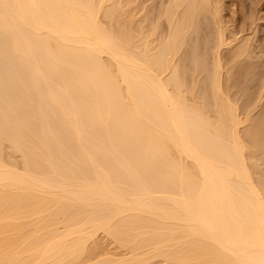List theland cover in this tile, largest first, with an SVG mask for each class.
Returning a JSON list of instances; mask_svg holds the SVG:
<instances>
[{
    "label": "bare ground",
    "instance_id": "obj_1",
    "mask_svg": "<svg viewBox=\"0 0 264 264\" xmlns=\"http://www.w3.org/2000/svg\"><path fill=\"white\" fill-rule=\"evenodd\" d=\"M148 1L0 9V264H264L252 43L222 55L219 0Z\"/></svg>",
    "mask_w": 264,
    "mask_h": 264
},
{
    "label": "rangeland",
    "instance_id": "obj_2",
    "mask_svg": "<svg viewBox=\"0 0 264 264\" xmlns=\"http://www.w3.org/2000/svg\"><path fill=\"white\" fill-rule=\"evenodd\" d=\"M151 1V0H150ZM150 1H148V4H150ZM161 1L162 0H153L151 3L153 4L152 5V7L154 6V5H156V11H153L155 14H156V12L158 11V10H160V4H161ZM166 1V0H165ZM167 2V1H166ZM166 2H164L163 1V3H164V7H165V3ZM216 2H218L217 0H216ZM221 2V3H220ZM218 3H220V6H221V10H222V14H220V16L222 17L223 16V19L221 20V21H223V22H225V24L223 23V25L225 26L226 25V27H223L224 29L225 28H227L228 29V31L226 30L225 31V35L227 36V34L228 33H230L231 34V38L229 37L230 36V34H228L229 36H227V38H229L228 39V41L229 42H232V43H230V45H229V47L230 46H232L231 48H229V49H227V47L226 48H224V50H222L223 52H224V54H223V52H222V55H225L226 56V58H227V56L228 55H230V53H231V51H232V49L235 47V45L237 44V42L236 41H238L239 42V40H240V38L241 39H243V37H245V39H248V40H250V44H251V56L249 57V58H244L245 60H243L238 66H237V68L238 67H243V66H250V67H252V66H254V67H252L251 69H250V72H248V74H247V76L244 78V79H242V80H246L245 82H240L238 85H240V86H237L238 87V89H236V90H234V92H237V90H239V92H237V94H239L238 96H240V95H242V94H244V95H242V96H246L247 97V95H249L250 97H251V94L250 93H252V91L253 90H255L254 92H255V95H254V93H252L254 96H257L256 97V99H255V97H251V99H254V100H257V98L259 99V97L261 96V94L262 93H264L263 92V90L261 89L260 90V88L264 85V83H263V85H260V84H262V83H260V82H262L263 81V79H264V0H219V2ZM148 4L146 3V6H148ZM151 5V4H150ZM162 6V5H161ZM149 7V6H148ZM151 7V8H152ZM157 7H160V8H158V10H157ZM224 7V8H223ZM154 8V7H153ZM150 9V8H149ZM162 9V8H161ZM154 10V9H153ZM152 12V13H153ZM153 13V14H154ZM158 13V12H157ZM221 13V12H220ZM154 14V15H155ZM252 17V19H251V17ZM256 18V19H255ZM255 19V20H254ZM253 20V22H251ZM208 21V20H207ZM212 21V20H211ZM211 21H209L210 23H211ZM208 25H211L210 23H208V22H206ZM253 23V24H252ZM212 24H215V23H212ZM208 25H203V27L205 26L206 27V31H207V33L209 32L207 29H209L210 30V32L208 33V36H211V34L213 35L214 34V32L215 33H217V30H216V25L214 26V25H212V26H214L215 27V30H214V32L213 31H211V28L209 27V28H207L208 27ZM205 27H204V30H205ZM202 31V30H200V33H203V32H205V31ZM202 31V32H201ZM212 32V33H211ZM226 32H227V34H226ZM207 33H205L206 34V36H204V40L207 38ZM211 33V34H210ZM204 34V33H203ZM201 35V34H200ZM198 36V38L200 37L201 38V36ZM216 35V34H215ZM212 36V38H215L216 36ZM248 35V36H247ZM233 36H234V38H233ZM248 38H247V37ZM251 36V37H250ZM237 38V40H236V38ZM252 40H251V39ZM232 39H234L233 41H232ZM239 39V40H238ZM261 39V40H260ZM231 40V41H230ZM236 40V41H235ZM200 41H203V38H201V40ZM262 41V42H261ZM235 42H236V44H235ZM198 43L199 44H201L199 41H198ZM204 43H205V41H204ZM232 44H234V45H232ZM204 46H205V44H204ZM202 47V46H201ZM202 49H205V48H202ZM228 51H227V50ZM253 50V51H252ZM257 56H260V58L258 57V58H256ZM224 57V56H223ZM229 57V56H228ZM253 58V59H252ZM254 58H255V62L253 63V61H254ZM248 60V61H247ZM256 62H257V64H256ZM247 63V64H246ZM242 64V65H241ZM244 64V65H243ZM256 66H257V68L258 69H255L256 68ZM252 70V71H251ZM254 70L256 71V72H254ZM255 73V74H254ZM251 74V75H250ZM257 74V75H256ZM248 75H249V78H248ZM261 75V76H260ZM250 76H251V78H250ZM256 80H255V79ZM258 78V79H257ZM262 79V80H261ZM252 80V81H251ZM261 80V81H260ZM250 81V82H249ZM247 82H249V84L247 83ZM257 84H259V85H257ZM264 82V81H263ZM241 83H244V84H241ZM246 83V84H245ZM255 83V84H254ZM254 84V85H253ZM244 85H247V87H246V89H245V86ZM252 85V86H251ZM242 86H244V87H242ZM255 86V87H254ZM257 86H260V87H257ZM242 87V88H241ZM253 87V88H252ZM252 90H250V89ZM256 88H257V90H256ZM259 88V89H258ZM246 90L249 92V94H248V92L246 93ZM244 92V93H242V92ZM262 92L261 94H259L260 92ZM241 92V93H240ZM259 92V93H258ZM245 93L247 94V95H245ZM260 95V96H259ZM264 95V94H263ZM248 96V98H250ZM259 96V97H258ZM264 101H262V103H263ZM264 105V104H263ZM100 240H101V243L105 246V248L107 247V249H108V247H109V249L112 247V244L111 243H109L108 241H104V239L102 238L101 239V237H100ZM102 240H103V242H102ZM105 242H108V243H106L105 244ZM109 244H111V247H110V245ZM112 250H113V247L111 248ZM114 251V250H113ZM115 252H117L116 250L114 251V253ZM156 264H160V263H156Z\"/></svg>",
    "mask_w": 264,
    "mask_h": 264
},
{
    "label": "snow or ice",
    "instance_id": "obj_3",
    "mask_svg": "<svg viewBox=\"0 0 264 264\" xmlns=\"http://www.w3.org/2000/svg\"><path fill=\"white\" fill-rule=\"evenodd\" d=\"M12 7L13 5L6 2V0H0V9L9 10ZM262 139H264V133H262Z\"/></svg>",
    "mask_w": 264,
    "mask_h": 264
}]
</instances>
